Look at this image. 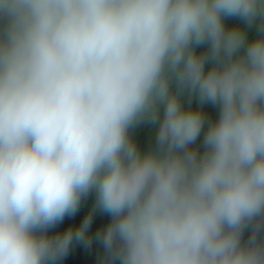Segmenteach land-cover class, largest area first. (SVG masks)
<instances>
[{
    "label": "clouds",
    "instance_id": "1",
    "mask_svg": "<svg viewBox=\"0 0 264 264\" xmlns=\"http://www.w3.org/2000/svg\"><path fill=\"white\" fill-rule=\"evenodd\" d=\"M76 246L264 264V0H0V264Z\"/></svg>",
    "mask_w": 264,
    "mask_h": 264
}]
</instances>
